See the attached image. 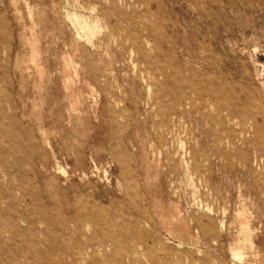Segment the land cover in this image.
<instances>
[{"label":"rangeland","instance_id":"1","mask_svg":"<svg viewBox=\"0 0 264 264\" xmlns=\"http://www.w3.org/2000/svg\"><path fill=\"white\" fill-rule=\"evenodd\" d=\"M90 211L101 229L74 224ZM95 238L264 264V0H0V260Z\"/></svg>","mask_w":264,"mask_h":264},{"label":"bare ground","instance_id":"2","mask_svg":"<svg viewBox=\"0 0 264 264\" xmlns=\"http://www.w3.org/2000/svg\"><path fill=\"white\" fill-rule=\"evenodd\" d=\"M68 7H69V5H68ZM67 17L72 21V23L74 24V26H75L76 30L78 31V33H80L79 31H83V32H86L88 34V36L89 35L94 36L96 34L97 30L99 29V26H98L97 23H90L84 16H81V15L75 13V12L74 13H68ZM45 220H46V212H45L44 209H42V211H41V223L45 222ZM83 220L90 221L91 224L96 227V230L101 229V226H102L101 225V218H97V216L95 215L94 211H90L89 213H87L84 216H77L74 219L73 222H74V224H76L79 227V225H81ZM135 222H136V224L139 227H141V224H143V225L146 224V221H144L142 218H139V219L136 218ZM243 232L245 233V236H246L245 239H244L245 242L249 243L251 245V247H253V241H252L251 235H250L251 232L247 228H245ZM109 237H111V234H109ZM148 238L149 237L146 234L141 233V235H138V240L139 241L136 242V243H138V245H142V244H144L143 242H145V240H147ZM107 247H108V245H106L102 240H99L98 238H95L92 243H87L85 245H81V246H79L77 248L76 252L67 254V256L69 258H71L70 262H69L68 257H65V258L62 257L60 259L59 264H80V263H85L88 258H92L93 259V261L91 260L92 264H99V257L101 255H103L105 260L108 261L107 264H112V262L114 264H139L137 259H133L132 251H131L130 248L128 249V252H129L128 253V262L129 263H128L127 259L124 260V259H122L120 257L121 253H119V252H116L115 256H110V257L107 256L106 255V251L108 249ZM38 248H39V254L40 255L44 254L41 264H57V263H55V261L52 262L50 259L49 260L47 259L46 254H45V252H46L45 250L46 249H45L43 244H40V246ZM112 249H113V247H112ZM111 251H113V250H111ZM241 253L242 252L237 250V251H235V256L241 257V255H242ZM1 256H2V259L0 260V264H15V263H19L20 260H21L18 255H15V254L9 255V254H7L6 250H3ZM27 260H28V263L30 264L31 263L30 257H27ZM147 261H148V263H153V264H174L169 259L163 261V260H161L159 258H155L153 255L152 256H148L147 257Z\"/></svg>","mask_w":264,"mask_h":264}]
</instances>
